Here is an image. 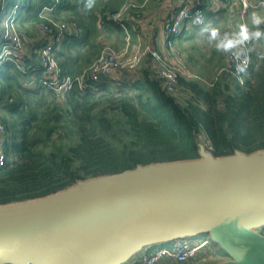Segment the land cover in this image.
<instances>
[{
    "label": "trees",
    "instance_id": "obj_1",
    "mask_svg": "<svg viewBox=\"0 0 264 264\" xmlns=\"http://www.w3.org/2000/svg\"><path fill=\"white\" fill-rule=\"evenodd\" d=\"M123 1L94 0L88 8L89 0H3L2 7H16L19 28L46 23L39 17L43 8L50 9L47 18L75 24L54 53L62 73L75 76L71 64L88 67L103 49L97 43L101 33L96 13L116 12ZM105 25L114 27L107 28L110 33L123 34L118 25ZM40 47L24 55L26 67L33 65ZM253 50L243 84L218 72L206 86L200 79L180 78L177 90L188 95L184 102L143 70L138 78L114 87L102 82L94 90L74 89L60 103L58 95L40 83L41 71L26 87V74L16 63L2 62L0 135L6 138L0 152L6 161L0 166V205L45 197L78 181L140 165L198 159L200 144L213 157L264 150V54ZM215 54L217 50L209 63Z\"/></svg>",
    "mask_w": 264,
    "mask_h": 264
},
{
    "label": "water",
    "instance_id": "obj_2",
    "mask_svg": "<svg viewBox=\"0 0 264 264\" xmlns=\"http://www.w3.org/2000/svg\"><path fill=\"white\" fill-rule=\"evenodd\" d=\"M264 150L140 165L0 205V264H129L209 235L229 260L264 264Z\"/></svg>",
    "mask_w": 264,
    "mask_h": 264
},
{
    "label": "built area",
    "instance_id": "obj_3",
    "mask_svg": "<svg viewBox=\"0 0 264 264\" xmlns=\"http://www.w3.org/2000/svg\"><path fill=\"white\" fill-rule=\"evenodd\" d=\"M215 1L222 9L229 8V0ZM234 1L240 7L242 16L254 7L252 0ZM173 2L176 6L172 18L165 26L163 52L149 44L139 45L130 55L128 49L119 51L110 46H103L97 59L79 74L75 76L63 74L54 53L60 48L67 34H71L76 26L47 18L50 9L43 8L39 17L47 22L37 25L36 34L41 47L35 52L37 54L33 65L29 67L25 65L23 52L26 48L27 38L21 36L14 29L8 30V28L3 32V38L7 43L1 49L0 61L11 60L15 62L18 69L26 74L23 82L26 87L33 84L36 71H41L43 78L40 83L64 100L65 96L74 89L79 92L94 90L96 85L108 82L115 72H134L143 59L148 58L152 61L154 75L161 80L163 90L172 95L176 94L180 78L186 80L198 78L186 66L181 51L175 47V39L185 32L187 23L196 27L203 26L205 17L202 0H173ZM263 5V2L259 1L255 6L263 7ZM140 9L141 6L135 0H125L118 11L101 14L97 20V27L101 30L107 23L118 25L129 38L128 28H126L124 20L131 12L137 14ZM261 26L264 28V17L261 20ZM224 37L229 43V47L218 75L227 74L237 83L243 84L251 67L252 42L250 34L243 23L239 28L225 30ZM0 129H4V127H0ZM5 161L6 156L0 152V166H3ZM207 243V241H203L198 246H192L185 239L176 240L168 243L165 247L142 254L129 264H158L163 259L185 263L193 260L198 251Z\"/></svg>",
    "mask_w": 264,
    "mask_h": 264
},
{
    "label": "crops",
    "instance_id": "obj_4",
    "mask_svg": "<svg viewBox=\"0 0 264 264\" xmlns=\"http://www.w3.org/2000/svg\"><path fill=\"white\" fill-rule=\"evenodd\" d=\"M135 1L141 6V9L137 14H135V12H131V14H129V16H127L124 20V24L126 28H128L127 30H128L129 38H127V35L125 34L124 31H122L123 34H121L120 32L110 33L109 30H107V28H114L111 25H104L103 29L98 30L97 21H96L97 31L98 33H101L97 40V43L103 46V44L108 42L112 47H114L116 50L119 51L128 49L129 55L132 54L139 45L145 46L148 44L154 46L159 51L163 52L164 39H165L164 37L165 26L172 18L176 4L173 2V0H135ZM259 1L263 2L264 4V0H252V4H254V7L248 10L246 14L242 16L241 9L234 0H229V2L232 4H230L229 8H227L226 10L222 9L215 0H202V6L204 8V17H205L204 25L202 27H196L191 23H187V25H185V27L187 28L185 32H183L178 38L175 39V47L181 51L183 55V60L185 58L184 57L185 54L182 51V46H181L182 43L183 42L187 43L193 37L195 31L198 28H206L207 20L210 21V25L216 26L218 28L223 27L224 32L227 29L239 28L241 24L244 23L251 37V42H252L251 48H253L254 45L253 37H255L256 35H257L256 37H258L264 42V28L261 26V20L264 17V5L263 7L255 6ZM99 16L100 14L97 12L96 13L97 20ZM149 25H151V27H149ZM224 32L221 33L220 40L218 41V44L216 45L217 48L215 49L217 50L218 54L223 57L222 62H224V57L229 47V43L224 37ZM26 38H27L25 44L26 55L30 56L31 50L39 44V38L33 39L31 36H28ZM85 48L86 47H84L82 50H84ZM59 49L55 51H58ZM190 54L191 53L186 55L190 57ZM208 59H210V57ZM70 66L71 68L69 71H72L73 73L75 72L77 74H79L83 69L86 68V65L80 63H76L73 66L71 64ZM153 69L154 67L152 61L148 58H145L143 59L142 63L140 64V66L136 71L127 72V73L115 72L112 75V78L107 83L114 87L124 81L138 78L139 75L141 74V71L143 70H147L151 74H154ZM67 75H70V72ZM187 97L188 95H186V98ZM185 240L189 245L192 246H198L201 244V242L207 241L208 242L207 245L201 248L198 251V254L205 253L206 251L207 252L209 251L208 253L210 255L213 254L210 249L209 240L206 238H202L201 235L192 238H186ZM157 248H160V246L157 245V246L145 248L139 254H137L133 259H131L129 263H131L136 258H139L142 254L151 252ZM220 262H224V260H221L218 263ZM174 263L177 264V262H174L172 260L163 259L158 264H174Z\"/></svg>",
    "mask_w": 264,
    "mask_h": 264
},
{
    "label": "rangeland",
    "instance_id": "obj_5",
    "mask_svg": "<svg viewBox=\"0 0 264 264\" xmlns=\"http://www.w3.org/2000/svg\"><path fill=\"white\" fill-rule=\"evenodd\" d=\"M229 4H231L229 2ZM3 5V0H0V54L1 49L4 44L7 43V41L4 40L3 32L6 28L8 30L14 29L16 32H18L21 36L28 37L31 36L33 39H37L36 31H37V23L34 24H24L23 27H18L15 23V14H16V7L14 6L13 9L10 6L7 11ZM4 8V9H3ZM237 8V7H236ZM61 22H66L63 18L60 19ZM206 28L197 29L193 35V37L186 43H182V51L184 52V60L186 62V66L191 71L192 74L197 76V78L200 79H190V80H196L201 82V84H210L218 72V63H219V57L221 55L215 54L213 55V60L209 63V57L212 54V51L215 50L218 44V41L220 40L221 33L224 32L223 27H216L213 25H210V21L207 20L206 22ZM220 23V22H219ZM224 25V24H222ZM219 26V25H218ZM216 27V28H215ZM24 28V29H21ZM257 36V35H256ZM253 37V48L252 50H260L261 54H264V42L259 41L258 37ZM106 38V37H105ZM26 44V43H25ZM103 46H110V43L106 42L103 44ZM114 48V47H113ZM115 49V48H114ZM24 55H26V48L24 49ZM190 54V57L187 55ZM187 54V55H186ZM2 62H0L1 64ZM217 65L215 68L213 66ZM203 85V86H204ZM59 97V96H58ZM176 97L179 99V101L184 102L186 100V95L181 92V90H177ZM60 103L63 102V100L59 97ZM0 127H4L0 124ZM4 132V129H0V134ZM6 135H0V142L1 144L5 140ZM258 234L264 235V227L261 228H254L253 229ZM200 236V235H198ZM202 238H206L209 240L210 243V249L213 253L210 255L207 251L205 253H199L198 256L194 258V260H190L185 263H178L177 264H216L221 260L227 261L229 260V257L225 252L220 248L219 245L215 244L211 239L209 235H201ZM209 250V249H208ZM176 264V263H174Z\"/></svg>",
    "mask_w": 264,
    "mask_h": 264
},
{
    "label": "clouds",
    "instance_id": "obj_6",
    "mask_svg": "<svg viewBox=\"0 0 264 264\" xmlns=\"http://www.w3.org/2000/svg\"><path fill=\"white\" fill-rule=\"evenodd\" d=\"M94 5V0H89V3L87 5L88 8H92ZM227 46V45H226Z\"/></svg>",
    "mask_w": 264,
    "mask_h": 264
}]
</instances>
